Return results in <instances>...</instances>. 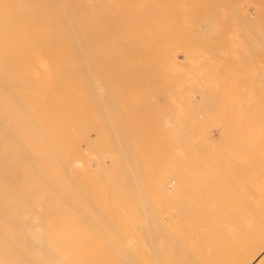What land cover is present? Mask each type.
Listing matches in <instances>:
<instances>
[{"label": "bare ground", "instance_id": "1", "mask_svg": "<svg viewBox=\"0 0 264 264\" xmlns=\"http://www.w3.org/2000/svg\"><path fill=\"white\" fill-rule=\"evenodd\" d=\"M115 1L116 0H0V264H264V172L259 174L261 177V180L259 179L260 181L258 180V177H256L255 173L249 172V177L254 178L255 180H257V182L255 181L256 182L255 185H253V188L251 187L252 189L249 190V192L244 193L245 192L244 191L243 192L244 194H242L241 196H238V199H237L238 201H236V202H235V200L230 201V200H233L238 195L237 194L235 197H233V195H232L233 189H235V185H237V186H239V188H241L239 183H242V179H241L242 177L240 179L238 178V180H234V179L237 177L236 174L240 173L241 165H243V162L245 163V161H246V160L243 161L245 159V156H246L245 154L249 152L247 155L250 158L251 157L254 158V156H255V158L258 157V156H256L257 154L255 155V153L258 151L260 152V150L263 151V152H261V154L262 153L264 154V100L263 99L261 100V102H262L261 105H260V103H257V105L259 104L258 107L260 106L259 107L260 113H259V111H257L259 113V115H258L259 120L257 119L258 120L257 122H253L254 124L256 123L255 125L250 124V122L248 121L250 119V116H251L250 114L253 113L252 112V108L254 107L253 103L251 102L252 103L251 106L253 105V107L249 106V103H248V107H251L250 108L251 111L249 110L248 107H247V109L249 112H247V113L243 109V111H244L243 116L245 115L249 119L248 120H247V118L245 119L247 124H244V125H247V126H244L246 128H244L242 126L244 129L242 131V133L236 132L240 136L235 134V132L233 134L232 133L233 131L231 132V130L225 132L227 129H223L226 127V126L224 127V125H223L222 131H220L218 129L219 132H217V135H218V137L216 139L217 141L216 140L214 141V144H215L213 147L214 151H211L212 149L208 150L210 143L209 144L206 143L209 145L207 148L206 144L201 143V142H200L201 143L200 146L198 145L199 147H197V146L195 147L192 144V146L194 148H198V149H193V147H191L190 144L194 143L191 141V140H193V141L195 140L193 138H195V137L197 138L195 133L197 131L196 129H198V127L196 128V125L198 123L197 124L195 123V121H196L195 119L197 118V121H198L199 120L198 116L200 114L202 115V117H204L206 112L209 113L211 110H216V108L214 107L215 106L214 103H211L213 96H210L212 99L208 97L211 101H209L207 99L210 102V105L211 104L214 105L213 107L209 106V105L208 106H206V105L201 106L202 102L200 99L204 98L202 96L204 95L203 93H204L205 88L202 89L203 93L201 90V93L203 95L200 93V91H198V93L202 95V96L200 95L202 98L201 97L197 98L198 101L200 100L199 101L200 104L199 103L195 104V103H193L194 101L192 102L193 99L191 100V98L194 96L195 93L193 94V92L191 91L193 96L189 95L192 97L189 98V101L187 100L188 106L195 104V105L201 106V107L199 108V107H196L195 105L194 106L192 105V109H189L191 107H188V108L186 107V109L189 113L186 112V109H184L185 111L183 110L184 114L181 118V121H182V119L184 120L185 118L187 119L189 117L187 120L182 121L183 123L186 122V124H184V126H182V127H184L183 129H186V127L188 129H190V125H191V127H193V125H195L194 127L196 129L194 127L193 128L196 131H195V133L194 132L192 133L191 130L188 131V132H191L190 134L194 135V137H193V135H191L190 137H193V138L191 140H189L190 137L188 136V132L182 130L181 126H179L181 129L180 132H177V130L179 131V127H177L178 124L177 125L174 124L175 126L171 125L170 127H173L174 130L176 129V127L178 128L176 130V133L181 134V135L178 134L179 137L181 136V138L178 139L177 138L178 136L175 134L174 130H172L173 128H171L172 131L170 130V132H169L168 131L169 128H166L167 127L166 126L165 128L167 129V131H168L167 132L163 128L164 126L162 125V129H164L166 131L165 132L161 129V126H159L160 124L158 125V123H160L159 120L167 116V114H165L166 110L164 111L163 107H162L163 111L161 110L162 113L161 112L158 113V110H157L162 105L161 104L158 107V104H157V102L159 101L158 99H159L160 93H157L158 96L157 95L155 96V94L153 92H150V88H147L145 90L147 92V90L149 89L147 93L150 92L151 94H154L153 97H155V99L153 100V102L158 100L156 102V104H157L156 107H158V108L156 109V107H155V109H153V111L157 110V111H155L157 114L155 112L154 113L158 116L160 115V113L162 115L165 114L163 117L161 115L162 118H160V116L159 117L156 116L157 117L156 119H158V122L155 120H152V125H154V124L158 125L156 127H158L160 129L159 130V129H157V128H155V127H153L147 123L148 121H151V120L150 119L147 120L145 118L147 117V113L149 115L152 112L151 111L152 109L149 108V109H151L150 113L149 112L144 113L145 110L143 107H146L145 104L148 102L144 103V105H143V103L142 104L140 103L141 102V101H139L140 98L138 99V97L135 96V94L137 92V89L135 90V87L136 88L139 87V86L138 87L136 86L138 81H136V82L132 81L134 83L133 85H135V86L133 87V85H132V87H130L128 89L130 90L131 88H133L131 90H134L132 92L134 93V96L136 97V102L138 100L139 103L141 104V106H143V107H141L138 102L137 103L139 105L136 102H135L136 103V105H135V103H134L135 97H132L133 93L131 92V90H130V92L132 94L129 92L128 89L123 88L124 89L123 90L124 95L119 93L121 95L120 99L122 100V98H123L122 96L128 97V98H123L124 99V105L123 106L126 105L125 104L127 102L126 99L127 100L130 99L129 97L131 95H132L131 99L133 98V100H131L132 102L130 100L127 102V104L128 103L129 104H128V106L126 105L128 108L127 109L125 107L126 110H131L130 109L131 107L129 108V105L131 106L130 103H133V105H132L133 111L135 109L139 110L141 107L140 110L141 111L143 110L142 112L146 116L145 117L143 115L145 118L143 117L142 122H143V120L144 121L147 120L146 123L148 124V126L152 127V129L154 128V131H153L151 128H148V126H147V128L152 132L151 134L155 133V136H156L157 132H155V131L158 130V132H160V134L157 133V135L159 134L158 136H160L162 138L163 135L161 132H165V135L163 136L165 138V137H168V134H166V133H169V137H168L169 140H167L166 138L165 139L163 138L164 139L163 142L166 140L167 143H169L168 141H170L172 139L171 138L172 135H176V137L174 136L175 139L173 138L172 143H169V144L165 143V145L167 144L166 147H168V145L171 144L170 147H172V148H170V147H168V148L172 149V151L175 150L173 148H175L176 145H177L176 148H179L178 146H182L179 148V149H181L182 153H180V150H178V149H177V151L175 150L173 153L174 157H177L179 155L178 152L180 153L179 156L181 158L180 159L178 158L179 160H177V158L172 157L171 152H170L171 150H170L169 151L170 152L169 154L171 155L170 158H172V159L174 158L176 160L169 159L170 163H168V165H170V166H167V164L165 165L163 163H162L163 164L162 165L161 161H159V162L157 161L159 159H162V158H160V156L162 157L163 155H165V154H163V152H164L163 150L166 147L164 149H163V146L157 148L158 145L161 146L160 143H162V141L158 144L157 142L160 141V139L159 140L157 139L158 140V141L156 140L157 146H155L154 145L155 139H153V138H155V136L150 135V132H147L148 133L147 135L152 136V139L154 142L153 143L151 141L152 139L147 138L148 136L143 134L144 131H145L144 133H146V131H148L146 128L141 129L142 127L144 128L147 125L145 122H143V124L145 123L144 126H142V122H140V121L139 122L141 124L137 121L138 126L134 125V126H137L139 128L142 126L140 128V130H143V132L139 133L138 135H136L137 132L134 133V131H138V132H141V131L137 130L139 128H135L132 125L131 127H132V131L134 128V131H133L134 134L131 133L132 135H129V136H131V139H129V140L135 141L134 142V145L136 146L135 150H137V143H136V141H137V142H139L138 147L140 145L143 146L144 144H142V143H145V147L144 146L142 147V148H144L142 151L145 152L147 150L146 152H148V155H149V153H151L149 155V158L150 157L152 158L153 156L156 155V154L153 155L155 148H157L158 151L159 150L162 151V153L160 151H159L160 152L159 153L157 151V149L155 150V153L161 154L160 156L157 154L158 158L155 156L157 159L154 157V160H153L154 161L153 163L155 164V166H158V168L153 166L156 168V169H153V167L150 165L151 163L149 164V162L147 161L148 164L151 166V168L149 169L150 166H148V167L145 166V167H147L149 171L152 169L151 172L145 171V169H147V168L143 169L142 168L143 165H141L142 167L140 166L141 162L138 161V159L140 160L141 157L138 158V155H136L133 152V149L135 147L133 148L130 145L133 148V149H131L127 145H126L127 146L126 147V146H123L122 144L120 145V143H119V140H121V143H123L124 142L123 140H125V139H123L122 137H126L128 135V132H130L129 130L131 129V127L129 126V124H132L133 122L138 120V119L134 120L135 117L137 116V114L135 113L137 111H134V112L131 111V113L133 112L135 114H133V117H131L132 115L129 114L130 115V118H129L127 114L130 111H128V113H127L125 108L121 104H119V102H118L119 100L118 101L115 100V101L118 102L119 106L123 107V108L122 107H120V108H122L126 111L125 112L124 110H122V112L124 111L125 113H127V114L124 113L125 115L123 114V117L126 116V117H128L129 120H132L131 118H134L131 123H129L130 121L127 119L128 124L126 123L127 126H126V124H125V126L128 129L122 130L123 133H125V134L127 133L126 136H123L122 132H120L121 134H119L118 131H112L110 129V132H111L110 137L111 138L109 137L110 139H108V137L104 134H103V137H104L103 138L102 135H100L103 133V131H105V129H104L105 126H103L102 133L98 132L97 134H98L99 138H100V136L102 137V140L105 143H103L102 140L99 142H102L104 145L109 144L106 147H103L101 144L97 145V143L93 140V138L91 136H89L90 133H88L89 131L87 128V124H88L87 121L88 120L90 121V118H92L94 116L92 114H89V115H92V117H90L89 115H86L87 113H89V111L87 110L88 105L91 104V103H89V101H90V99L95 98V95L98 98L96 101H99L101 94L95 93V91L99 87H97L96 89L95 88L92 89V91L90 92L91 95L89 94L90 96H92V98H90L88 101L87 97H90V96H88V89L86 88V82H87V84L89 83L88 85H90L92 83H90V81H91L90 79H89L90 81H88L89 77H91L95 80L100 78L99 77L100 75L97 76L96 74H93V71H94L93 67L94 66L92 64L93 63L95 64L96 62L99 63L100 60H102L101 58L104 57L102 55H106V54H108V51H110V50H105L103 47V52H102V49H101L102 46L100 48L99 46L94 45V47H96V49H97V47H98V50H99V48L101 49V52H98L96 49H94L92 47L94 50L97 51V52H94V51L93 52L96 55L98 54L97 55L98 58H99V53H103V54L101 55L102 57L99 58V61H95L92 64H90L93 67L89 65V62L91 60L92 61L94 60V56L92 55L93 58L91 57L92 51L88 49L89 50L88 52L91 53V54L88 53L91 58L87 57L86 56L87 54L85 55V52L87 51L85 49L89 48L88 44L91 41L95 40L96 43L99 45L98 42L101 39V36H103L100 34L101 33L100 29L102 28L101 27V20H99V18H97V16L102 15L101 12L99 11L100 8L105 6L107 3L110 4V2L111 3L114 2L116 5L115 7L113 6L114 7L113 9H111V12L115 15L114 17L112 16L113 17L112 20L109 21L108 20L109 18L107 16V18H108L107 20L109 22L107 24V20L104 18L106 20L104 23L107 25V27H104V29L105 28L109 29L108 27H111V29L107 30V31H112L110 33H113V34L109 35L110 37L112 36V40L109 38L108 35H105V36L111 40V41L109 40L110 42L113 41L111 43L112 45H114L115 43L117 45V43H118L119 44L118 46H120L119 47L120 50H121V45H122V50H125L126 48H123V47L127 46L126 45V43H127L129 45L128 46L129 49L128 48L127 49L130 52L131 44L129 41L133 40L134 37L138 40V37H136V35L141 33L142 30L146 36L150 35V33L153 31V30H151V32H149L148 34L146 33L147 30L144 31L145 26L143 25V23L145 21H147V22H145V24L150 23V22H152V23L154 22V21H151L152 20L151 18L154 15L153 10L151 9L150 11H147L148 10L147 8L149 6V3L147 4L148 1L146 2V0H145L146 5H147V8H146V7H144L145 6L144 0H142V1L139 0V1H141V3L143 2L144 5L140 4V5H138V7L141 6L140 7L141 10L143 9L142 11L145 10L144 12L147 13V14H145V13L141 12V10H140V12L143 13V16H144L142 18H145V15L147 17V15H149L148 12H153L152 13L153 15L150 17L151 20L149 22L146 18H145L146 20L142 19L143 23H142V25H139L140 28L138 25H135L136 24L135 22H137V20H138V16L137 17L135 16L137 18L136 21L133 18V16H134L133 13L136 12L135 10H137L136 13L138 15H140L139 17H141L140 12H138L139 9H136V8L130 9L129 6L132 5V4H130V5H127V7L129 9L125 10L126 8L125 9H123V8L125 7L126 3L123 7H121V5L124 4V2H120L121 1L120 0L119 1L120 5H119V2H115ZM136 1H138V0L134 1L135 5H136ZM157 1H160L159 3L163 2L161 0H157ZM170 1L171 0L167 1L168 6L165 5V7L166 6L169 7ZM203 1L205 2L206 0H203ZM149 2H150V0H149ZM151 2H153V4L151 6L155 5V3H156L155 0L154 1L152 0ZM151 2H150V4H151ZM191 2L194 3L195 0H192ZM210 2H212V0H209V3ZM222 2H223V0H222ZM121 3H123V4H121ZM131 3H132V1H131ZM193 3H192V5H193ZM161 4L163 5V3H161ZM195 4H196V2H195ZM118 5H119V7H118ZM160 5H159V7H161ZM170 5L173 6L172 3ZM208 5L206 3L204 4V6L206 8ZM71 6L72 7L74 6V8H75L74 12L71 9ZM109 6L111 7V5H109ZM151 6H150V8H152ZM214 6H215V4H214ZM120 7H121V9H120ZM134 7H136V6H134ZM153 7L155 8V6H153ZM187 7H189V6H187ZM212 7L213 6H211V8ZM106 8H104V9H106ZM191 8H193V7H191ZM213 8H215V7H213ZM102 9L103 8H101V10ZM108 9H110V8H108ZM168 9L169 8H167V10ZM209 9H210V7L208 6V10ZM155 10L156 9H154V11ZM157 10H159V9H157ZM165 10L164 11L162 10V11L165 13ZM176 10H175V12L170 11V9L168 11H169V13L172 12V14L176 13V16H177V12L179 9L177 11ZM194 10L196 11L198 9L194 8ZM240 10H241V8H240ZM105 11H107V10H104V12L102 11L103 14H105ZM162 11H161V13H159V14H161V16L159 14H158V16H155L156 19H157V17H158V19H159V17H160V19L163 17L164 14H162L163 13ZM192 11H193V9H192ZM211 11L213 12L214 9L213 10L211 9ZM98 12H99V15H98ZM204 12H208L207 9H206V11H203V14H204ZM214 12H216V11H214ZM235 12H237V11L235 10ZM136 13H135V15H137ZM198 13L199 12L197 11L196 14L199 15ZM106 14H109V12ZM131 14H132V16H131ZM172 14L166 13L165 16L166 17H167V15L172 16ZM190 14H191V10H190L188 15H190ZM215 14H217V12ZM229 14H232V13H229ZM105 15H103V16H105ZM156 15H157V13H156ZM182 16H184V14L181 15V20H182V18H184ZM193 16L194 15H192V17ZM216 16H218V14ZM224 16H226V15H224ZM172 17L174 19H176L175 16H172ZM192 17H190V18L191 19L195 18V16H194V18H192ZM246 17H249V16H246ZM255 17H256V15H255ZM255 17L253 19H256ZM100 18L102 19L103 17L100 16ZM237 18H238V16L236 15V19ZM164 19H165V17H164ZM178 19L180 20V18H178ZM184 19H186V18H184ZM187 19L185 21L188 24L189 21ZM239 19H241V18H238V20ZM167 20H168V18H167ZM194 20H197V19H194ZM194 20H192V22ZM199 20H200V18H199ZM139 22H140V20H139ZM139 22H138V24H141L142 21L140 23ZM170 22L172 23L173 20H170L167 23L165 21L166 25L168 23L170 24ZM175 22L177 23L176 20H174L173 23H175ZM192 22L190 21L189 23L191 24ZM204 22L206 23V21H204ZM159 23H160V21H159ZM161 23L163 24V21H161ZM211 23L214 24V22H211ZM109 24H110V26H109ZM183 24H185V23L182 21V24L180 23V25L182 26ZM134 25L137 26L139 29L142 28L141 31H137L139 29L137 27H134ZM200 25L202 27V23ZM200 25H199V28L201 29ZM103 26H104V24H103ZM165 26L163 25L161 27V25L160 26L158 25V26H154V27L159 31L160 28H158V27H161L163 29V27H165ZM171 26H173V25L170 24V25L166 26V28L168 27L167 29H169V30H167L166 28H164L166 30L163 29V31H166V32L168 31V34L166 32L164 33L163 31H161V33L163 32L161 37H163L165 34L169 36L170 35L169 33H175V32H176V35H180V36H181V34L182 35H185V34L190 35L192 32L193 37L191 36V38H197V42H201V44L203 45V43H202L203 38L201 39V38H199L200 36L198 37V32H200V31L202 32V30H204V29L198 31L199 28L194 30L195 28L193 27L190 34H188L189 30L192 28V24L190 26L188 25L189 28L186 27L187 25H184L183 26L184 28L182 30L185 31V28H187L186 31L188 33L177 34L180 31L182 32V30H180L179 28H175V32H174L173 31L174 29H172ZM196 27H198V25ZM209 27H211V26H209ZM170 29H172V30H170ZM132 30H135L136 33H138V34H136L135 32L133 33ZM105 31H106V29H105ZM149 31H150V29H149ZM158 31L155 30L154 33L153 32L152 33L155 34ZM194 31H196L195 33L197 34L196 35L197 37H195ZM143 32L141 34H143ZM255 32H258V31L255 30L254 34H255ZM108 33L109 32H107V34ZM103 34H104V32H103ZM133 34H136V35H133ZM202 34H201V36H203ZM208 34H210V33H208ZM260 34L258 33V35H260ZM97 35H98V37L100 36V39L98 41H97V39H93V40L91 39V41L89 43L87 42L88 40L86 41L87 38L90 40V38L88 36H90L91 38L92 37L98 38ZM145 35H143V37H145ZM172 35H174V34H172ZM207 35L205 37H210L209 35L208 36ZM105 36H103V37L105 38ZM138 36H140V34ZM261 36H259V37H261ZM103 37H102V39H103ZM151 37H152V35H151ZM156 37L159 38L158 35ZM156 37L154 36L153 38L156 39ZM164 37H166V36H164ZM108 38L103 39V41L104 40L108 41ZM148 38H149V36H148ZM170 38L173 39L171 36H170ZM184 38L185 37H183V39ZM191 38L189 36V39H191ZM64 39H68V41L64 40ZM146 39H147V37H146ZM166 39H169V38L167 37ZM166 39L163 42L164 44H158V43L156 44L155 43L156 45H158L157 48L160 47L159 51L161 49L165 50L164 51L165 53L163 54L164 56L167 55L168 49L172 46V44H171L169 48H167L168 46H166V47L163 46V48H161L162 45L167 44V43H165ZM186 39L187 38H185L184 40L187 42ZM216 39L220 40V39H218V37ZM253 39L256 40V38H253ZM153 40L154 39H152L151 40L152 42L149 43L152 46L154 45V44H152ZM162 40H163V38L159 39L160 42H162ZM175 40H176L175 45L176 44L179 45L178 44L179 42L177 43V38ZM175 40H173L172 42H174ZM184 40L183 41L178 40V41H180V42L182 41V43L183 42L185 43ZM212 40H213V38H212ZM221 40H220V42H221ZM232 40H234V39H231V41ZM236 40L237 39H235V41ZM241 40H243V38ZM85 41L87 42V44L85 43ZM100 41H102V40H100ZM103 41L100 43V45L103 43ZM146 41H149V40H146ZM154 41L157 42L158 40L156 39ZM193 41L194 40H192V42ZM203 41H205V39ZM207 41H208V39H207ZM62 42H63V44H62ZM110 42L109 43L106 42V43L110 44ZM139 42H141V40ZM189 42H191V40ZM104 43H105V41H104ZM106 43L104 45H106ZM134 43L136 44V42H134ZM182 43L180 45H182ZM90 44L93 45L94 43L93 44L90 43ZM195 44H196L195 46L197 48H199V45H197V43H195ZM209 44L212 47V44H216V42L209 43ZM218 44H219V42H218ZM220 44L222 45V43H220ZM224 44H225V42H224ZM240 44H241V42H240ZM84 45H86L88 47H86ZM156 45H154L153 47L156 48ZM184 45L185 44H183V46ZM186 45H185L186 48L182 47V49H185V51H187L186 49H188V51H189L190 47L188 48V45L191 47L194 46V45L192 46V44H188L187 46ZM204 45H206V46H204V49H205V47L207 48V42ZM83 46H84V50H83ZM108 46H111V45H108ZM118 46H117V48H118ZM133 46H135V45L133 44ZM201 46H200V48H203V46L202 47ZM226 46H228L227 43H226ZM57 47H63L64 48L63 51L60 52L58 55L50 56L49 58H46L45 60H41V61L40 60L36 61L34 59V57L38 56L39 54H42L44 52H51V51H53V49H55ZM153 47H150V48H153ZM173 47H174V44H173ZM211 47L209 46V48H211ZM220 47L221 46H219V48ZM230 47H233V44ZM237 47H239L241 49V45L240 46L237 45ZM237 47H236L237 51H240V50H238ZM90 48H91V46H90ZM105 48L108 49L109 47H105ZM115 48H116L115 45L113 47L112 46L110 47L111 51H115V53H116L117 50H119V49H115ZM172 48L170 49V51L172 50ZM180 48L181 47H179V49ZM242 48H243V46H242ZM244 48H243V50H244ZM71 49H72V51L74 50L73 52H75V54L77 53L76 56L79 55V57L72 59L73 57L71 58L70 56H75V54L72 55L73 54L72 52H71V54H69ZM132 49H134V47H132ZM146 49L148 51L147 52L148 58H146L147 57V54L145 52ZM146 49H145V51H144V49H142L143 52H140L138 49H136L139 51V53H136V55L142 53L140 58L136 57V55L135 56L132 55L133 53L131 52L130 55H128V56H126V58H124V59H126L125 62H127V63H129V62L131 63L132 61L136 62L139 59L141 61V60H143L144 55L146 58L145 62H147L150 60L149 58L152 59V57H150L151 56L150 54L154 51H155V53L158 51V49H154L153 51H152V49L150 51L148 48H146ZM182 49H181V52L184 51ZM251 49H252V47H251ZM136 50H134V51H136ZM243 50H241V51H243ZM249 50H250V48H249ZM254 50L256 52L255 48H254ZM127 51H125L124 56H122V57H121V54L119 53L122 51H118V53L120 54V57H121V58H119L120 60L118 61L120 66L122 63H124V61L121 63H120V61L128 53ZM178 51L180 52V50H178ZM207 51H208V49H207ZM104 52L106 54H104ZM158 52L156 54H158ZM181 52H180V54H181ZM211 52H213V51L211 50ZM255 52H253L254 53L253 56H255V54L257 53V52L255 53ZM258 52H261V51L259 50ZM118 53H116V54H118ZM161 53H163V52H161ZM184 53H185V55L183 56L182 60L186 57H190V54L188 55V54H186V52H184ZM188 53H192V52L190 51ZM23 54H26L28 56L30 55L29 57L28 56L24 57L23 60L27 61L29 58L34 59V62L30 63V64H32L33 66L36 65L34 67H36V69L39 70V73L37 72L38 70L37 71L34 70V67H33L32 73L30 72V69H29V72L31 74L29 73L28 76L23 75V76H21L22 78L19 79V77H18V79H16L17 77H15L16 76L15 74L19 73V70H18V72L17 71L14 72V74L11 73V75H14L13 77L11 75L9 76L7 74V72H8L7 70H9L8 73L12 72V70H14L13 69L14 64H13L12 70H10L11 67L9 68L8 65L11 62L13 63L15 60H19V58L21 59L22 57H20V56ZM109 54L106 55V57H108V59L110 56L113 55L112 53H111L112 55H109ZM152 54H153L152 56L155 57L154 53H152ZM215 54H217V53H215ZM237 54H238V52H237ZM68 55H70L69 57L71 59L68 57ZM159 55H160V52L157 56H159ZM212 55H214V54H211V56ZM242 55L249 56V51L245 50V53ZM85 56L88 59L90 58L91 60L87 61V59H85ZM129 56H131L130 59H129ZM133 56L136 57V60L131 59V58H133ZM250 56H251V53H250ZM115 57H116V55H115ZM118 57H116V59H118ZM127 57H128V59H127ZM154 57H153V59H155ZM239 57H241V54L238 56V58ZM245 57H241V58H244V61H243V59L241 60V58H239V61L240 60L243 61L242 64H243L244 68H246V66L248 65L246 63ZM98 58H97V60H98ZM158 58L160 59V56L157 57L156 59H158ZM167 58L169 60V54L165 57V59L163 57L164 61H166ZM174 58H175V61H173L172 63L179 60L177 57H174ZM208 58H210V56ZM219 58H220V56H219ZM256 58H258V57L256 56ZM256 58H255V60H256ZM170 59H172L171 56H170ZM176 59H178V60H176ZM212 59L213 58H211V60ZM104 60H102L100 62L101 65H102V62ZM211 60H209V61L211 62ZM226 60H227V58H226ZM112 61H109L107 66L109 68L115 67V70L119 69V66H118V68L116 67L117 65H119L117 61H116L117 64L115 62L116 66L114 65V62L111 63V65H113L114 67L111 65L109 66V63ZM157 61H159V60H157ZM104 62L107 63V61H104ZM104 62H103V64H104ZM163 62L161 61V63H163ZM166 62H164V64H161V65L166 66L168 64V62L167 63ZM210 62L207 61L206 64L208 65V63H210ZM212 62H213V60H212ZM216 62H217V60H216ZM253 62H252V64H253ZM255 62H257V61H255ZM12 63H11V65H12ZM98 63H96L97 68H95L96 69L95 73H97V74H99V72H100L99 69L104 66V65H102L99 67V66H97V65H99ZM151 63L152 62H150V65H151ZM165 63H166V65H165ZM156 64H154V65H156ZM180 64H181V62H180ZM183 64H185V63H183ZM183 64L179 65V67L183 66ZM186 64H189V63L186 62ZM28 65L29 64H27V66ZM159 65H160V63H159ZM159 65H158V67H159ZM197 65H195V66H197ZM232 65H233V63H232ZM244 65H246V66H244ZM107 66H104V68ZM162 66L160 67V69H158V70H161V68H162V70H163V72H162V70L159 72L160 74H157L156 70H155V74L159 75L158 78H160V79L161 78L163 79L164 77L166 78V76H163V75L167 74V76H168V73H170L169 70L171 69V68L167 69L168 71L165 69V72L167 71V73H164V69ZM175 66H177V65H175ZM184 67L187 69V71L190 70L187 68V65ZM257 67L258 66H256V68ZM259 67L260 68H258V69H261L262 66H259ZM144 68H143V71H144ZM152 68L154 69V67H152ZM189 68H192V67H190V65H189ZM226 68H228V67L226 66ZM97 69L99 70V72H97L98 71ZM103 69H102V72L105 74V76H106L107 72L109 74L108 69L105 68L107 70L106 72H104L105 70H103ZM121 69H123V68H121ZM133 69H135V68H133ZM149 69H150V67H149ZM155 69H156V67H155ZM184 69H180L178 71L176 69H172L174 71L172 73L175 74L177 72L176 74H178L179 71H181V70H183L182 72L184 73L186 71V70L184 71ZM112 70H110V71H112ZM172 70H170V71H172ZM192 70H193V68H192ZM201 70L202 69H200V72H201ZM237 70H239V68H237ZM41 71L45 72L47 74L40 73ZM47 71H49V73ZM138 71H139V69H138ZM242 71L243 70H241V72ZM161 72L164 74L161 75ZM190 72L192 73V72H194V70L190 71ZM50 73H54V76L49 77L48 74H50ZM113 73L110 75L113 76ZM123 73H124V71H123ZM137 73H139V72H137ZM146 73H147V71H146ZM149 73H150V71H149ZM188 73H189V71H188ZM35 74H37L36 77L40 78L43 83L36 84L37 79L33 83H30L29 81L26 82L28 78L30 79L31 75H35ZM124 74H123V76H124ZM144 74L145 73H143V78L142 77L138 78V80H139L138 84H142V85H140V87H142L146 83L145 82L146 78H145ZM185 74L181 75V72H180L179 77L182 76V77L186 78ZM227 74H228V72H227ZM229 74H228V77H229ZM233 74H232V76L230 75V78H234ZM101 75H102V77H105L103 74H101ZM118 75H119V73H118ZM127 75H125V78L127 77ZM107 76H109V75H107ZM114 76L118 77L115 74H114ZM134 76H136V75H134ZM153 76H154V73H153ZM153 76H151V77H153ZM193 76H194V74L192 73V77ZM195 76H196V74H195ZM116 77L115 78L111 77V78L113 80L117 81ZM136 77H139V76L137 75ZM154 77H155V79L157 78L156 76H154ZM154 77H153V79L150 78L149 80L148 79L147 80L153 81ZM182 77H180V78L182 79ZM188 77L191 78L190 76H188ZM228 77H226V78H228ZM248 77H250V76H248ZM129 78H127V80ZM165 78H164V80H165L164 83L167 80L171 81V79H168V78L165 79ZM173 78L176 79L177 76L174 75ZM180 78H179V80H180ZM189 78H188V80H189ZM197 78L195 77V79H197ZM250 78H253V77H250ZM106 79L107 78H105V80ZM112 79L108 78L107 82L109 80H112ZM118 79H119V77H118ZM143 79H145V80L143 81ZM175 79L171 81L172 85L177 80V79L176 80ZM183 79L181 81H183ZM262 79L264 80V77H262ZM113 80L109 81V82H113ZM120 80H121V76H120ZM132 80H134V77ZM179 80L176 81L177 84H178ZM100 81H102V80L100 79ZM116 81H114V82H116ZM122 81H123V78L121 80V83H122ZM128 81L130 82L131 79ZM148 81L146 83L147 85L149 83ZM190 81L191 80H189V85H190ZM114 82H113V84H114ZM161 82H163V80ZM236 82H237L236 84H238V83H240V80L236 81ZM251 82H250V84H251ZM99 83H101V82H99ZM156 83H159V82H156ZM131 84L132 83H129L128 85L131 86ZM159 84L155 85V83H154V86H153L154 89L158 88L157 85H159ZM169 84H171V83L169 82ZM210 84H212V83H210ZM234 84H235V82H234ZM262 84H263V82H262ZM96 85H97V82H96ZM96 85L94 87H96ZM151 85H153V84H151ZM164 85H168V83L163 84L162 86H164ZM176 85H175V87H176ZM227 85H228V83H227ZM263 85H260V86L263 87ZM100 86H101V84H100ZM123 86H125V84H123ZM159 86L162 87L161 85H159ZM168 86L170 87V85H168ZM181 86H182V84H181ZM90 87H91V85H90ZM92 87H93V85H92ZM115 87L113 90H115L118 86L116 88ZM216 87H218V85ZM143 88L144 89L146 88L145 85ZM151 88H152V86H151ZM162 88H164V87H162ZM118 89H116V90L118 91ZM125 89L128 92H125L126 91ZM139 89H141V88H138V91H139ZM144 89L142 91H144ZM89 90H91V89L89 88ZM113 90L110 93V97L114 92H116V90L115 91H113ZM157 90L159 91V88ZM185 90H187V89H185ZM210 90H212V89H210ZM217 90H220V89L218 88ZM98 91L99 90H97L96 92H98ZM170 91H171V87H170ZM259 91H261V90H259ZM141 92H139L140 95H141ZM178 92H180V91H178ZM210 92H212V91H209V93ZM29 93L31 94V96H33V102H29V100L27 98V94H29ZM139 93L137 92V94H139ZM147 93H145V96H146V99L149 100V98H147L148 97ZM163 93L166 94L167 92L164 91ZM216 93H217V91H216ZM216 93H213V94L216 95ZM114 94H116L114 97L117 96V98H118L119 94L118 93H114ZM127 94H129V96ZM151 94H149V96ZM199 94H197V96H199ZM210 94L212 95V93H210ZM160 96L165 97L163 94ZM262 96H264V94L263 95L260 94V97H262ZM216 97H215V100H219V98L217 99ZM241 97H243V95H241ZM117 98H115V99H117ZM238 98L241 99L239 96H238ZM254 98H255V96H254ZM143 99L144 100H142V102L146 100L145 98H143ZM152 99H150L151 102H152ZM86 100L89 103L88 105L86 103ZM148 100H146V101H148ZM164 100L159 101V102L160 103L164 102ZM181 100H182V98H181ZM194 100H195V102L197 101L196 99H194ZM214 101H212V102H214ZM90 102H93V100ZM240 102H242V101H240ZM60 103H64L67 106V108H68L67 104L68 103L71 104L72 113H71V115L68 118L66 123L63 120H59V121L54 120L51 110L49 108H46L47 106H49L51 104L50 108L56 109L57 108L56 105H59ZM120 103H122V102L120 101ZM190 103H192V104H190ZM216 103L217 102L215 101V104ZM93 104H95V103H92L91 106ZM167 105H169V104H167ZM232 105H230V106H232ZM236 105H238V103H236ZM75 106L78 108L77 114L74 113V107ZM91 106H89L90 113H93V111H94L93 106L94 105L92 107ZM119 106H118V108H119ZM135 106H137V107L140 106V107L137 108ZM233 106H232V108H233ZM95 107H96V105H95ZM133 107H135V109ZM202 107H204V108H202ZM205 107L208 108L210 111L209 110L204 111L206 109ZM210 107H212V109ZM183 108H184V106H183ZM196 108L197 109L199 108V112H200V109L202 111H204V116L202 114L203 113L202 111H201L202 113L196 112L197 111ZM230 108L228 107L229 111H227L225 109L227 113L228 112L230 113L228 115L229 119L233 118V116L236 114L235 111H233V110H235V108H233L231 110V111H233V113L230 112ZM91 109H92V111H91ZM98 109L94 113H96V112L98 113L99 112ZM160 109H159V111H160ZM175 109L177 110V108H175ZM188 109L192 110V111L194 110L193 112H196L198 114V116L195 117L196 114L195 113L193 114ZM256 109L254 110L255 113H256ZM86 110L88 111L87 113H86ZM99 110H101V109H99ZM172 110L173 109H171L170 111H172ZM176 110L175 111L173 110V111L176 113ZM118 112L116 111L117 117L119 115V114H117ZM154 113H151L152 114L151 118H155V116L153 117ZM167 113L169 114V112H167ZM191 113L193 115H190ZM245 113L246 114L250 113V114L246 115ZM96 114H95V118H96ZM114 114H115V112H114ZM139 114H141V113H139ZM139 114H138V116H139ZM171 114H172V117L169 115L167 116L168 120H171L173 117L175 118L173 113H171ZM219 114L218 115L216 114V117H218ZM222 114L220 116H223ZM232 114H234V115H232ZM116 115H114V116L116 117ZM187 115H189V116H187ZM208 115L206 117H208ZM230 115H232V117H230ZM5 116H10L14 120V122L18 128V133H19L18 135H14L13 132L8 131L5 128V126L3 125V123H4L3 119ZM87 116H89L90 118L87 119L88 118ZM176 116H177L176 119L177 118L180 119L179 118L180 116L178 114H176ZM191 116H193L195 119L194 118L191 119L190 118ZM255 116H257V113ZM100 117L104 118L105 116L103 117V115H102ZM123 117L121 118L122 120H123ZM148 117L150 118V116H148ZM202 117H200V119ZM141 118L139 116V119H141ZM225 118H226L225 119L226 121L224 120L225 122H223V117L219 118V119H222L221 121L223 123L221 122V124L227 123V125H229L230 122L228 123L227 121H231V120H227L228 119L227 115ZM251 118H254V117L252 116ZM256 118H254V120ZM118 119H119V117H118ZM121 119H120V122L122 121ZM165 120H167V119L164 118L161 121L163 122ZM95 121L99 122L98 118L96 120L93 119V123ZM108 121H111V122L114 121L115 122V121H117V119L111 117V120H108ZM125 121H126V119H125ZM153 121H154V124H153ZM176 121H175V123L178 122V121L177 122ZM192 121L195 124H192L191 123ZM199 121H200L199 123H202L201 120H199ZM232 121H235V120L233 119ZM97 122L95 124H97ZM166 122H170V124H171V122H173V120L172 121H165L164 124ZM243 122H245V121H243ZM93 123H91V125H94ZM188 123H189V125H188ZM237 123H238V121H237ZM99 124L100 123H98V125ZM109 124H110V122H109ZM120 124H123V122L119 123V125ZM134 124H136V122ZM234 124L235 123H232L230 126L232 127V125H234ZM95 126H97V125H95ZM111 126H109V128ZM114 126H117V123ZM197 126H200V125H197ZM213 126L214 125L211 126V129L213 128ZM220 126H221L220 124H219V126H217L215 124L214 127L215 128L216 127L221 128ZM91 127H93V126H91ZM98 127H100V126H98ZM101 127H100V129L102 130ZM226 128H228V127H226ZM194 129L192 131H194ZM228 129H231V128H228ZM95 130L92 133H95ZM98 130H99V128H98ZM101 130H99V131H101ZM181 131H182V133H181ZM198 131L201 132V130H198ZM234 131H236V130H234ZM110 132H107V133L110 134ZM172 132H174V133H172ZM185 133H187V135ZM140 134H143V136H141ZM183 134H184V136H183ZM207 134H209V133H207ZM242 134H243V136H242ZM134 135L137 137L139 136V138H141V137L143 138L145 136L146 138L144 137V139H150L149 140L150 142L146 143L145 142L146 140H143L144 141L143 142L142 139L141 140L137 139V137H135ZM185 135H186V137H185ZM27 136H28V138H27ZM95 136H94V138L98 137V136L97 137H95ZM105 136L107 137V139L109 141L105 138ZM158 136H156V138ZM182 136L186 138V140L185 139L184 140H185V142L188 141V144H187V142L185 143L182 141L183 140ZM120 137L122 139H120ZM135 138L137 140H135ZM126 139H128V138H126ZM179 140L181 143L182 142L184 143L185 147L183 144L180 145V143L178 142ZM210 140H212V139H209V141ZM151 142L153 144V147L155 146V148L151 149L153 151L148 150L149 147L147 146L148 143H150L149 145L151 147L152 146ZM174 142L178 143V144L174 145L175 144ZM196 142L198 143V141H195V143ZM88 143H89L90 147H88V149H87V147H84V146H88ZM186 144L189 145L190 147H188ZM172 145H174V146H172ZM147 147H148V149H147ZM142 148H140V149L138 148V151L140 152ZM89 149H90V152L87 154L86 151ZM175 152H177V153H175ZM142 154L143 153L141 152V156H142L143 160H144V158H148V157H146L148 155L145 156L143 154L144 155L143 156ZM88 155H91L90 160H89ZM151 158L146 159V160L151 161L152 160ZM246 158H248V157H246ZM255 158L253 159V161L255 160ZM259 158L261 159L262 157H259ZM142 159H141V161H142ZM155 160L157 161L158 165L155 163ZM90 161H92L93 164L90 163ZM176 161H179V162L176 163ZM251 162L252 161H249L250 164H251ZM258 162H259V160H258ZM258 162L255 165H258ZM143 164H145V163H143ZM247 164H248V162H247ZM263 165H264V163L262 164V166ZM165 166H167V167L164 168ZM245 166H247V168L245 170L250 169V168H248V165L245 164ZM259 166H260V163H259ZM252 167H253V164H252ZM261 167L258 168V166H257L256 169L258 168L259 170L258 169L257 170L260 172ZM253 168L255 169V167H253ZM253 168H251V172L253 171ZM257 170H255V171H257ZM248 171H250V170H248ZM152 172H154V173H152ZM232 174L234 175V179H232V176H233ZM245 174L247 175V173H245ZM242 176L244 177L245 175H242ZM247 180H248V178H247ZM247 180H245L246 182H244V183L250 184L249 181L254 182V180H252V179L249 180L248 182H247ZM234 181H235V183L233 185ZM246 186L247 185H245L243 187H246ZM239 188L237 187L236 192H238Z\"/></svg>", "mask_w": 264, "mask_h": 264}, {"label": "rangeland", "instance_id": "2", "mask_svg": "<svg viewBox=\"0 0 264 264\" xmlns=\"http://www.w3.org/2000/svg\"><path fill=\"white\" fill-rule=\"evenodd\" d=\"M120 0H116L115 2H119ZM131 1H132V3H131ZM121 0L120 2H124V4L123 3H121V4H123V5H121V7H123L124 5H125V3H126V5H125V7L123 8V9H125V10H128L129 8L130 9H133V8H136V9H139L138 10V12H140V10H141V6H139L138 7V5H142L143 4V2L141 3V1H136V5H135V3H134V1L133 0ZM148 1V2H147ZM152 0H150V2H151ZM154 1V0H153ZM156 1V3H155V5H153V6H155V8L153 7V6H151L152 4H153V2H151V4H150V2H149V0H146V2H147V4L149 3V6H148V8H147V5H146V2H145V0H144V2H145V6L144 7H146L148 10L147 11H150L151 9L153 10V12H148L149 13V15H147V17L149 18H147L146 17V15L145 14H147V13H145L144 11H142L141 10V12H143V13H145L144 15H145V18L148 20V22L151 20V21H154L153 23L152 22H150V23H147V24H145V22H147V21H145L144 23H143V20L142 19H144V20H146L145 18H142V17H144L143 16V13H141L140 12V14H141V17H139L140 15H138L136 12H137V10H135L136 12V14L137 15H135V13H133V18L135 19V21L137 20V16H138V20H137V22H135L134 24L135 25H142V23H143V25L145 26V30L144 31H146V33L148 34L149 32H151V30H153L152 32L154 33V31L156 30V31H158L154 26H160L161 25V27L164 25H166V23L167 22H169L170 20H173V22H174V20H176L177 21V23L175 22V23H171L170 22V24H172L173 26H171V28L172 29H174L173 31L175 32V28H179L180 30H182L184 27V25H187L186 27H188V25L190 26L191 24H192V28L189 30V33L186 31L187 30V28H185V31L184 30H182V32L180 31V32H178L177 34H181V33H188V34H190V32H191V30L193 29V27L195 28L194 30H196V29H198L199 28V25L202 23V27H201V25H200V27H201V29L199 28L198 29V31L199 30H202V29H204V30H202V32L200 31V32H198V37L199 38H203L202 39V43H203V45L201 44V42H197V38H191V36L193 35L192 34V32H191V34L190 35H182L181 34V36L180 35H176V32L175 33H169L170 35L168 36V35H164V36H166V37H161V35L163 34V32L165 33L166 31H163V29L164 28H166V26L167 25H170L169 23L165 26V27H163V29L161 28V27H158V28H160V32L158 31V32H156L155 34H153L152 32L150 33V35H145L144 34V32H143V30L141 31V29H139L140 28V26H139V28L137 27V26H135L134 25V27H137L139 30H137V31H141V33L143 32V34H141V33H139L140 34V36H138L139 34L138 33H136V31L135 30H132L133 31V33L135 32L136 34H138V35H136V34H133V35H136V37H138V40L134 37L133 38V40H131V41H129L130 42V44H131V47H130V52H129V48H128V44L126 43V45L127 46H124L123 48H128L127 50L125 49V50H122V43L120 44L121 45V50L119 49V47L120 46H118L119 44L117 43V45H116V43L114 44L115 46H116V48L115 49H119V50H117V52L116 53H118V51H122V52H119L120 54H121V57L122 56H124V53H125V51H127L126 53V55H125V57H123L122 59H121V61H120V63L121 62H123L124 61V63H122L121 64V66H120V64H119V58H121L120 57V54L118 53V54H116L115 53V51H111V49H110V47L112 46H114V45H112L111 43L113 42H110L111 40H112V36L110 37L109 35H111V34H113V33H110V32H112V31H107V30H110L111 29V27H108L109 29H107V28H105L106 29V31H105V29H104V27H107V25L104 23L108 18V20L110 21V20H112V18L115 16L112 12H111V9H113L116 5H115V3L113 2V3H111L110 2V4H106L105 6H103V7H101V8H103L102 10H101V8H100V12H101V14L102 15H100L101 17H103L102 19L100 18V16H97V18H99V20H101V29H100V34L101 35H103V36H105V35H108L109 36V38L111 39H109L108 37H106L105 36V38H108V41L110 42V44H107V43H109L107 40H104L105 41V43H106V45H104L105 43H104V41H103V39H105L103 36H101V39H100V36L98 37V35H97V37L98 38H91L90 36H88L89 38H90V40L87 38L86 39V41L89 43L90 41H91V39L93 40V39H97V41L100 39V40H102L103 41V45L101 44L100 45V43L102 42V41H100L99 40V45L96 43V41L95 40H93V41H91L90 43H94L93 45H91L90 43L88 44V46H89V48H86V47H88V46H86V45H84V46H86L85 48V50H87L86 52H85V55L87 56V57H90L89 56V54L88 53H90V52H88L89 50H91L92 51V54H91V57H92V55L94 56V60L92 61L90 58L88 59L86 56H85V59H87V61H90L89 62V65L90 64H92L93 62H95V61H99V58L100 57H102V56H104V57H102L101 59L102 60H104V61H107V63H105L104 61V64H103V62H102V65H104V66H107V64H108V62L109 61H112V62H110L109 63V66L111 65V63H113L114 62V65L116 66V64H117V62H118V64L119 65H117L116 67L118 68V66H119V69H116L115 70V67L113 66V65H111V66H113L114 68H109L108 66V68L107 67H105L106 69H108V71H109V74H108V72L106 73V76L107 75H109V76H105V74L102 72V69L104 68V66L103 67H101L99 70H100V72H99V70L97 71V72H99V74H97V73H95L96 71V69L95 68H97L96 67V63H98V62H96L95 64L93 63L92 65L94 66H92V65H90V66H92L93 67V74H96L97 76L98 75H100L99 77L100 78H98V79H93V78H91V77H89L88 78V81H90V83H92V84H90L91 85V87H90V85H88L87 84V82H86V88L88 89V96H90L91 94H90V92L92 91V89H96L97 87H99L97 90H99L98 92H96L95 91V93L96 94H101V96H100V99H99V101H96L98 98L96 97V95H95V98H92V96H90V97H87V99H88V101H89V99L90 98H92V99H90V101H92L93 100V102H90L89 101V103H95V104H93L92 106L94 107L93 109H94V111H93V113H90V109H89V106H91V104L90 105H88L89 103H88V101L86 100V103H87V105H88V111H89V113H87L88 111L86 110V115H89V114H92V115H94L93 117H92V115H89L90 117H92V118H90L89 116H87L88 118L87 119H89L90 118V121L88 120L87 122H88V124H87V128H88V133H90L89 134V136H91L92 138H93V140L97 143V145H99V144H101L103 147H106L107 145H109V144H103V143H105V142H103V140H102V137H103V134L104 135H106L107 137H108V139H110L111 137V132H110V129L112 130V131H118V133L119 134H121L120 132H122V135L123 136H126V134L125 133H123V129H128L126 126H127V124H128V117L130 118V115H132L131 117H133V114H137V116L135 117V119L134 118H131L132 120H129L130 122L129 123H131L132 121H133V119L134 120H136V119H138V120H136L135 122H136V124H134L135 122H133L132 124H129V126L131 127L132 125H133V127H135V128H139V127H137L138 125H137V123L140 121V122H142V119H143V117L145 116L144 114H143V110L141 111L140 109H141V107H143V106H141V104L143 103V105H144V103H146V102H148V103H146L145 104V106L146 107H143L144 108V113L145 112H151V113H154L155 111H157L158 110V113L159 112H161V110H162V107H163V109H164V111L166 110V113L165 114H167V116L169 115V116H171L172 117V114L171 113H173V115L175 116V118L173 119H171V120H168V118H167V116L166 117H164L165 119H167V120H165V121H172L173 120V122H171V124H170V122H166L165 124H164V122L165 121H161V120H163L164 118H162L164 115H162L161 113H160V118H162V119H160L159 120V122L160 123H158V125L159 126H161V129H162V125L164 126L163 128L167 131V129L166 128H169L168 129V131L170 132V130H171V128H173V127H170L171 125H173V126H175V125H177V127H179V126H181V128H182V130H184V131H186V132H188V131H190L191 130V132L193 133H195V131L197 130H201V132L200 131H196V136H197V138L195 137V138H193L194 137V135L193 134H190L191 132H188V136L190 137L191 135H193V137H190V139L189 140H191L192 138L193 139H195L194 141L193 140H191L192 142H194V143H191L190 145H191V147H193V146H197V147H199L200 146V144L201 143H204V144H206V143H210L209 145L208 144H206V146H207V148H208V146H209V148H208V150H210V149H212L211 151H214L213 150V147H214V141L217 139V137H218V135H217V132H219V130L220 131H222V128H223V125H224V127L226 126V127H228V128H231V129H228V128H223V129H227L225 132H227V131H230L231 130V132L234 134V132H235V134H237V133H239V132H241L242 133V131L244 130L243 129V127L244 126H247V125H244V124H247V122H246V118H247V116H243V114H244V111L247 113V112H249L248 111V109H247V107H248V103H249V106H251V104L253 103V105H254V107H253V105L251 106V107H253L252 108V112L254 113H252V114H250V113H248V114H246V115H251L250 116V119L249 118H247V120L250 122V124H254L253 122H257L258 120H259V113H260V111H259V107H258V105H257V103H260V105L262 104V102H261V100L263 99L264 100V96H262V97H260V94H264V80L262 79V77H264V0H223V2H222V0H212V2H210L209 3V0L206 2H204L203 0H195V2H196V4H195V2L193 3V2H191L192 0H171L170 1V4L172 3V5L173 6H171L170 4H169V7H167L168 6V4H167V1H169V0H161V1H163V2H161V3H163V5L161 4V3H159L160 1H157V0H155ZM221 1V2H220ZM120 2H119V5H120ZM217 2V3H216ZM226 2V3H225ZM138 3V4H137ZM166 3V4H165ZM169 3V2H168ZM192 3H193V5H192ZM206 3L209 7H210V11H211V9L213 10L214 9V11H216L217 12V14H218V16H216L217 14H215L216 12H210L209 10H208V6H207V8L204 6V4ZM114 4V5H113ZM130 4H132V5H130ZM161 4V5H160ZM214 4H215V6H214ZM109 5H111V7L108 6ZM119 5H118V7H119ZM127 5H130L129 6V8L127 7ZM144 5V4H143ZM159 5L161 6V7H159ZM165 5H167L166 7L167 8H169L170 9V11H174L175 12V10L177 9H179L178 10V12H177V16H176V13H174V14H172V12H170L169 13V9L167 10V8L165 7ZM201 5V6H200ZM114 6V7H113ZM134 6H136V7H134ZM150 6L152 7V8H150ZM187 6H189V7H187ZM195 6V7H194ZM197 6V7H196ZM211 6H213V7H215V8H211ZM107 7V8H106ZM121 7H120V9H121ZM143 7V8H144ZM174 7V8H173ZM187 7V8H186ZM191 7H193V8H191ZM199 7V8H198ZM232 7V8H231ZM236 7V8H235ZM238 7V8H237ZM104 8H106V9H104ZM108 8H110V9H108ZM145 8V9H146ZM150 8V9H149ZM191 8V9H190ZM194 8L195 9H198V10H194ZM240 8H241V10H240ZM71 9L73 10V12L75 11V8H74V6L72 7L71 6ZM154 9H156L155 11H154ZM157 9H159V10H157ZM166 9V10H165ZM189 9V10H188ZM192 9H193V11H192ZM204 9V10H203ZM206 9H207V11L208 12H204V14H203V11H206ZM104 10H107V11H105V14L106 13H108L109 12V14H103V12H104ZM109 10V11H108ZM165 10V13L163 12V11ZM176 10V11H177ZM190 10H191V14L190 15H188L189 14V12H190ZM235 10L237 11V12H235ZM103 11V12H102ZM130 11V10H129ZM132 11V10H131ZM146 11V12H147ZM161 11L163 12L162 14H164L163 15V17L160 19V17H159V19H158V17H157V19L155 18V16H158V14L159 13H161ZM167 11V12H166ZM197 11L199 12L198 14L199 15H197L196 13H197ZM134 12V11H133ZM196 12V13H195ZM151 13V14H150ZM154 15H153V14ZM156 13H157V15H156ZM166 13L167 14H172V16H175V18L176 19H174L171 15H167V17L165 16L166 15ZM212 13V14H211ZM214 13V14H213ZM229 13H232V14H229ZM261 13V14H260ZM112 14V15H111ZM182 14H184V16H182V17H184V18H190V17H192V15H194L195 16V18H194V16L192 17V18H194V19H197V20H194V19H187L189 22L191 21L192 22V20H194L191 24L188 22V24L186 23V19H184V18H182V20H181V15ZM186 14V15H185ZM211 14V15H210ZM238 16V18H241V19H239L238 20V18L236 19V15ZM247 14V15H246ZM98 15H99V12H98ZM103 15H105V16H103ZM111 15V16H110ZM153 15V16H152ZM160 16H161V14H159ZM204 15V16H203ZM224 15H226V16H224ZM254 15V16H253ZM255 15H256V17H255ZM107 16H108V18H107ZM113 16V17H112ZM131 16H132V14H131ZM136 16V17H135ZM152 16V18L150 19V17ZM204 18H203V17ZM211 16V17H210ZM215 16V17H214ZM235 16V17H234ZM241 16V17H240ZM246 16H249V17H246ZM164 17H165V19H164ZM213 17V18H212ZM256 18V19H253V18ZM261 17V18H260ZM106 20H105V19ZM167 18H168V20H167ZM178 18H180V20L178 19ZM199 18H200V20H199ZM219 20H218V19ZM225 18V19H224ZM227 18V19H226ZM245 18V19H244ZM260 19V20H259ZM108 20H107V24L109 23L108 22ZM139 20H140V22H141V24H138V22H139ZM206 21V23L204 22V21ZM229 20V21H228ZM249 20V21H248ZM252 20V21H251ZM103 21V22H102ZM157 21V22H156ZM159 21H160V23H161V21H163V24L161 23H159ZM165 21H166V23H165ZM182 21L185 23V24H183L182 26L180 25V23L182 24ZM210 21V22H209ZM257 21V22H256ZM139 22V23H140ZM195 22V23H194ZM201 22V23H200ZM211 22H214V24L213 23H211ZM256 22V23H255ZM152 23V24H151ZM158 23V24H157ZM197 23V24H196ZM199 23V24H198ZM204 23V24H203ZM103 24H104V26H103ZM154 24V25H153ZM178 24V25H177ZM106 25V26H105ZM181 27H180V26ZM198 25V27H196ZM109 26H110V24H109ZM176 26V27H175ZM209 26H211V27H209ZM142 27V26H141ZM153 27V28H152ZM136 28V29H137ZM168 28V27H167ZM166 28V29H167ZM189 28V27H188ZM208 28V29H207ZM144 29V28H143ZM149 29H150V31H149ZM166 29H164V30H166ZM172 29H170V30H172ZM104 30V31H103ZM167 30H169V29H167ZM178 30V29H177ZM258 31V32H255V34H254V31ZM161 31H163L162 33H161ZM103 32H104V34H103ZM106 32V33H105ZM107 32H109L108 34H107ZM196 31H194V34H195V37H197L196 35V33H195ZM214 32V33H213ZM167 34H168V31L166 32ZM203 33V34H202ZM208 33H210V34H208ZM258 33L260 34V35H258ZM172 34H174V35H172ZM201 34L204 36H201ZM208 34L210 37H205L206 35ZM143 35H145V37H143ZM151 35H152V37H151ZM159 36V38L158 37H156V36ZM207 35V36H208ZM241 35V36H240ZM263 37H262V36ZM148 36H149V38H148ZM156 37V39L158 40L157 42L156 41H154V40H156L155 38H153V37ZM170 36L173 38V39H171L170 38ZM189 36H190V38L191 39H189ZM240 36V37H239ZM259 36H261V37H259ZM102 37H103V39H102ZM114 37V36H113ZM141 37V38H140ZM146 37H147V39H146ZM169 38V39H166V38ZM182 37V38H181ZM183 37H185V38H187L186 40H187V42L183 39ZM193 37V36H192ZM218 37V39H222L221 40V42H220V40H217L216 38ZM145 38V39H144ZM160 38H163V40H162V42H160L159 41V39ZM166 39V42L165 43H167V44H165V45H162V47L161 48H163V46H168L167 48H169L170 47V45L172 44V46L168 49V51H167V55L169 54V60H168V58H167V62H168V64L166 65V61H164V59H165V57L167 56H164L163 54L165 53L164 51L165 50H163V49H161L160 51H159V48H157V46L158 45H156L157 43L158 44H164L163 42L165 41V39ZM177 38V43L179 44V45H175V43H176V39ZM179 38V39H178ZM198 38V39H199ZM212 38H213V40H212ZM243 38V40H241ZM253 38H256V40L255 39H253ZM152 39H154L153 40V43L152 44H154V45H156V48H154L151 44H149V43H151L152 41ZM171 39V40H170ZM196 39V40H195ZM200 39V40H201ZM205 39V41L207 42V48L205 47V49H204V46H206V45H204L206 42L205 41H203ZM207 39H208V41H207ZM231 39H234V40H232L231 41ZM235 39H237L236 41H235ZM63 40V39H62ZM64 40H67L68 41V39H64ZM136 40V41H135ZM141 40V42H139ZM145 40V41H144ZM146 40H149V41H146ZM171 42H170V41ZM173 40H175L174 42H172ZM178 40H184L185 41V43L183 42L182 43V41L180 42V41H178ZM191 40V42H192V40H194L192 43L191 42H189ZM85 41V43L87 44V42ZM144 43H143V42ZM169 41V42H168ZM199 41V40H198ZM228 41V42H227ZM134 42H136V44L134 43ZM139 42V43H138ZM147 42V43H146ZM214 43V42H216V44H212V47H211V45L209 44V43ZM218 42H219V44H218ZM224 42H225V44H224ZM237 42V43H236ZM240 42H241V44H240ZM135 45V46H133V44ZM156 43V44H155ZM182 43V45H180ZM192 44V46L193 47H191V46H189L188 44ZM195 43H197V45H199V48H200V46L202 45L203 46V48H197L195 45ZM220 43H222V45L220 44ZM226 43H227V45L228 46H226ZM249 43V44H248ZM252 43V44H251ZM62 44H63V42H62ZM148 44V45H147ZM173 44H174V47H173ZM183 44H187L188 45V48L190 47V49H189V51H188V49H186L188 52H192V53H188L187 51H185V49H182V47L184 48L185 47V45L183 46ZM201 44V45H200ZM232 44H233V47H230V46H232ZM94 45H96V46H99L100 48H101V46H102V52H103V47H104V49L105 50H110V51H108V54L109 55H112V56H110L109 57V59H108V57H106V55H108V54H106L105 52H104V54H106V55H102L103 53H99V58H98V54L96 55L94 52H101V49L99 48V50H98V47H97V49H96V47H94ZM108 45H111V46H108ZM139 45V46H138ZM145 45V46H144ZM186 45V46H187ZM211 47V48H209V46ZM221 46L220 48H219V46ZM224 45V46H223ZM237 45H241V49L239 48V47H237ZM262 45V46H261ZM84 46H83V50H84ZM90 46H91V48H90ZM117 46H118V48H117ZM141 46V47H140ZM143 46V47H142ZM153 47L154 49H158V51L160 52V59L158 58V59H156L157 57H159V56H157L158 54H159V52H158V54H156L155 53V51L154 52H152L154 49L153 48H150V47ZM176 46V47H175ZM201 46V47H202ZM242 46H243V48H244V50H243V48H242ZM94 49H96V50H94ZM105 47H109L108 49H106ZM132 47H134V49H132ZM137 47V48H136ZM173 47V48H172ZM179 47H181L180 49H179ZM216 47V48H215ZM236 47L238 48V50H240V51H237V49H236ZM251 47H252V49H251ZM256 49V52L258 53H256L255 52V50H254V48ZM146 48H148L149 49V51L152 49V53H154V55H155V57L154 56H152L153 54L151 53L150 55V57H152V59L151 58H149L150 60L149 61H147V62H145V60H146V58H148V54H147V49ZM172 48V52L170 51V49ZM186 48V47H185ZM249 48H250V50H249ZM63 47H57V48H55V49H53V51H51V52H44V53H42V54H39L38 56H36V57H34V59L36 60V61H41V60H45L46 58H49L50 56H55V55H58L60 52H62L63 51ZM73 49V48H72ZM72 49H71V51H70V53L69 54H71V52L73 53L72 55H74L75 54V52H73L72 51ZM89 49V50H88ZM136 49H138L140 52H143V50L142 49H144V51H145V49H146V54H147V57L145 58V55H144V58H143V60H141L140 61V57H141V54H137L136 55V53H139V51L138 50H136ZM141 49V50H140ZM181 49L182 50H184L183 52H181ZM207 49H208V51H207ZM214 52H211V50ZM214 49V50H213ZM218 49V50H217ZM230 49V50H229ZM232 49V50H231ZM104 50V51H105ZM133 50V51H132ZM134 50H136V51H134ZM178 50H180V52H181V54H180V52L178 51ZM209 53H207L206 51ZM236 50V51H235ZM241 50H243V51H241ZM245 50H248L249 51V56H246V55H242V54H244L245 53ZM261 51V52H258V51ZM94 51V52H93ZM138 51V52H137ZM107 52V51H106ZM114 52V53H113ZM133 53L132 55H136V57H139L138 59L139 60H137L136 62L135 61H132L131 63L129 62V63H127V62H125V60L126 59H124V58H126V56H128V55H130V53ZM161 52H163V53H161ZM174 52V53H173ZM184 52H186V54H190V57H186V58H184L183 60H182V58H183V56L185 55V53ZM219 52V53H218ZM237 52H238V54L240 55L241 54V57H245L246 58V63L248 64H246V65H244V66H246V68H244L243 67V61H244V58H241V57H239V58H241V60L243 59V61H239V58H238V54H237ZM241 52V53H240ZM253 52H255L256 54H255V56H253L254 55V53ZM112 53V54H111ZM150 53V52H149ZM173 53V54H172ZM184 53V54H183ZM215 53H217V54H215ZM250 53H251V56H250ZM116 55V57H118V59H116V57H115V55ZM123 54V55H122ZM195 54V55H194ZM211 54H214V55H212L211 56ZM77 55V53L75 54V56H70V55H68V57L70 56L72 59H75L76 57H79V55L78 56H76ZM102 55V56H101ZM118 55V56H117ZM131 55V56H132ZM142 55V56H143ZM175 55V56H174ZM182 55V56H181ZM28 55H26V54H23V55H21L20 57H22L21 59L19 58V60H15L13 63H12V65H11V63L8 65V67L10 68V70H12V67H13V64H14V67H13V69L14 70H12V72H10V73H8L9 72V70H5L6 72H7V74L10 76L11 75V73L12 74H14V72H18V70H19V73H16L15 75V77H17L16 79H18V77H19V79L20 78H22L21 76H23V75H29V73L31 72L32 73V71H33V67L34 66H36V65H32V64H30V63H33L34 62V59L33 58H29L27 61L26 60H23L24 59V57H27ZM30 56V55H29ZM28 56V57H29ZM32 56V55H31ZM97 56V57H96ZM114 56V57H113ZM131 56H129V59H130V57ZM133 56V58H131V59H135L136 60V57H134ZM170 56L172 57V59H170ZM194 56V57H193ZM196 56V57H195ZM210 56V58H208ZM217 56V57H216ZM219 56H220V58H219ZM256 56L258 57V58H256ZM69 57V58H70ZM153 57L155 58V59H153ZM163 57H164V59H163ZM174 57H177L178 59H176V60H178V61H176V62H174V63H172L173 61H175V58ZM216 57V58H215ZM260 57V58H259ZM70 58V59H71ZM93 58V57H92ZM97 58H98V60H97ZM104 58V59H103ZM174 58V59H173ZM211 58H213L212 60H213V62H212V60H211ZM217 60V62H216V60ZM226 58H227V60H226ZM255 58H256V60H255ZM96 59V60H95ZM111 59V60H110ZM127 59H128V57H127ZM186 59V60H185ZM229 59V60H228ZM102 60H100V62L102 61ZM148 60V59H147ZM157 60H159V61H157ZM209 60H211V62L209 61ZM251 60V61H250ZM262 60V61H261ZM117 61V62H116ZM139 61V62H138ZM154 61V62H153ZM161 61L163 62H166L165 63V65L166 66H162L161 64H164V62L163 63H161ZM181 62V64H183V63H185L186 64V62L187 63H189V64H186L187 65V68L188 69H190V70H188L189 71V73H188V71H187V69L184 67V66H186L185 64H183V66H181V67H179V65H181L180 64V62ZM207 61L208 62H210V63H208V65L206 64L207 63ZM228 61V62H227ZM231 63H230V62ZM254 61V62H253ZM255 61H257V62H255ZM98 63L99 65H97V66H102L101 65V63ZM115 62H116V64H115ZM135 62V63H134ZM150 62H152L151 63V65H150ZM183 62V63H182ZM215 62V63H214ZM252 62H253V64H252ZM149 63V64H148ZM157 63V64H156ZM159 63H160V65H159ZM232 63H233V65H232ZM258 63V64H257ZM27 64H29L28 66H27ZM106 64V65H105ZM136 64V65H135ZM153 64V65H152ZM154 64H156V65H154ZM198 64V65H197ZM224 64V65H223ZM256 64V65H255ZM25 65V66H24ZM158 65H159V67H158ZM175 65H177V66H175ZM189 65H190V67H192L193 68V70H194V72H192L193 74H194V78L192 77V73L190 72V71H193L192 70V68H189ZM193 65V66H192ZM195 65H197V66H195ZM24 66V67H23ZM145 68H144V67ZM163 67V69H164V73H167V69H170V70H172V69H176L177 71L178 70H180V69H184V73L182 72L183 70H181V71H179V73L178 74H174V73H172V72H174L173 70L172 71H170L169 70V72L170 73H168V76H167V74H165V75H163L164 73H162L163 72V70H162V68H161V70H162V72H161V75H163V76H166V78H168V79H171V81L172 80H174L175 78H173V76L174 75H176L177 76V78L179 77V74H180V72H181V75L182 74H185L186 75V78L185 77H182V76H180V77H182V79H183V81H181L182 79L180 78V80H179V78L177 79V80H179L178 81V84L176 83V81L173 83V85H172V82L170 81V80H167L166 82L168 83V85H170V87H171V91H170V87L168 86V85H164V86H162L163 84H167L166 82L164 83V78L162 79L163 80V82H161L162 80L160 79V78H158V76L159 75H156L155 74V70H156V73L157 74H160L159 72L161 71V70H158V69H160V67ZM195 66V67H194ZM211 66V67H210ZM226 66L228 67V68H226ZM230 66V67H229ZM256 66H258L257 68H256ZM259 66H262L261 67V69H258V68H260ZM18 67V68H17ZM28 67V68H27ZM123 68V69H121V68ZM141 67V68H140ZM149 67H150V69H149ZM152 67H154V69L152 68ZM155 67H156V69H155ZM175 67V68H174ZM200 67V68H199ZM239 68V70H237V68ZM252 67V68H251ZM17 68V69H16ZM22 68V69H21ZM103 69V70H105L104 72H106L107 70L106 69ZM127 68V69H126ZM133 68H135V69H133ZM143 68H144V71H143ZM255 68V69H254ZM8 69V68H7ZM25 69V70H24ZM29 69H30V72H29ZM112 70V71H110V70ZM131 69V70H130ZM138 69H139V71H138ZM147 69V70H146ZM165 69L167 70L166 72H165ZM200 69H202L201 70V72H200ZM248 69V70H247ZM258 69V70H257ZM21 70V71H20ZM24 70V71H23ZM27 70V71H26ZM34 70H38V69H36V67H34ZM135 70V71H134ZM241 70H243L242 72H241ZM119 71V72H118ZM122 71V72H121ZM123 71H124V73H123ZM130 71V72H129ZM146 71H147V73H146ZM149 71H150V73H149ZM152 71V72H151ZM199 71V72H198ZM235 71V72H234ZM259 73H258V72ZM38 73H39V70L37 71ZM48 73H49V71H47ZM114 72V73H113ZM129 72V73H128ZM137 72H139V73H137ZM203 72V73H202ZM227 72H228V74H229V77H228V74H227ZM23 73V74H22ZM25 73V74H24ZM27 73V74H26ZM30 73V74H31ZM37 73V74H38ZM40 73H45V72H40ZM113 73V76H111L110 74H112ZM117 73V74H116ZM118 73H119V75L121 76V80H122V78H123V81H122V83L125 81H127L126 83L124 82L123 84H125V86H123V84L121 83V80H120V76L118 75ZM134 73V74H133ZM136 73V74H135ZM143 73H145L144 75H145V78H146V80L145 79H143V81L145 80V82L147 83V81L150 79V78H152L153 79V77L154 76H156L157 78L155 79V77H154V80L152 81V80H150V81H148L149 83H148V85L145 83H143L144 85H145V89L143 88L144 87V85L142 86V87H140V85H142V84H138L139 83V80H138V78H143ZM153 73H154V76H153ZM188 73V74H187ZM200 73V74H199ZM234 73V74H233ZM243 73V74H242ZM245 73V74H244ZM37 74H35V75H31L30 76V79L28 78L27 79V81L26 82H30V83H33L36 79H37V83L36 84H40V83H43L42 82V80L40 79V78H38V77H36L37 76ZM45 74H47V73H45ZM101 74H103L105 77H102V75ZM114 74L115 75H117L118 77H119V79H118V77H116V76H114ZM123 74H124V76H123ZM128 74V75H127ZM132 74V75H131ZM142 74V75H141ZM174 74V75H173ZM191 74V75H190ZM195 74H196V76H195ZM227 74V75H226ZM232 74H233V77L235 78H230V75L232 76ZM125 75H127V77L125 78ZM134 75H138L139 77H136V76H134ZM153 76V77H151V76ZM226 75V76H225ZM250 76V77H253V78H250V77H248V76ZM262 77H261V76ZM12 77L14 76V75H11ZM48 76L49 77H53L54 76V73H50V74H48ZM123 76V77H122ZM162 76V77H163ZM188 76H190L191 78H189ZM242 76V77H241ZM255 76V77H254ZM114 77H116L117 78V81L116 80H113L112 78ZM130 77V78H129ZM133 77H134V80H132L133 79ZM161 77V76H160ZM195 77L197 78V79H195ZM226 77H228V78H226ZM105 78H107L106 80H105ZM108 78L109 79H112L113 80V82L114 81H116V82H114V84H113V82H109V81H112V80H109L108 82H107V80H108ZM127 78H129L128 80H130L131 79V81L129 82L128 80H127ZM137 78V79H136ZM165 78V79H166ZM173 78V79H172ZM188 78H189V80H193L192 82L190 81V85H189V80H188ZM221 78V79H220ZM238 78V79H237ZM15 79V78H14ZM90 79V80H89ZM100 79L102 80V81H100ZM148 79V80H147ZM156 80V81H155ZM159 80V81H158ZM215 80V81H214ZM227 80V81H226ZM239 81L240 80V83H238V84H236L237 82L236 81ZM242 80V81H241ZM87 81V80H86ZM132 81H138V83H137V87L138 88H141V89H139V91H138V88H136L135 87V90L137 89V92L139 93V92H141L143 89H144V91H142L143 93L145 92V93H147L148 92V90H147V92L145 91L147 88H150V92H153L154 94H155V96L157 95L158 96V94L157 93H160V95H164L165 97H161L160 95H159V101H163L164 99V102H159L158 100H156V101H154L153 102V100L155 99V97H153L154 96V94H151L150 92L149 93H147L146 95L148 96L147 98H149V100L148 99H146V96H145V93L143 94L142 92H141V95H140V93L139 94H137V92H136V94H135V96L136 97H138V99H139V101H141L140 103H139V101L137 100V102L140 104V106H135V107H137V108H139L140 107V109L138 110H136L135 109V107H133L135 110L134 111H137V112H135V113H133L134 111H133V109H132V105H133V103H130L131 104V106L129 105V108L131 109V110H126V108H127V106H128V104H127V102L130 100H133V98L131 99V96L132 97H135L134 96V93L132 92V91H134V90H131V89H133V88H131L130 90H131V92L133 93H131L130 92V90L128 89V88H130V87H132V85L134 84ZM142 81V82H143ZM187 81V82H186ZM207 81V82H206ZM251 82V84H250V82ZM94 82V83H93ZM96 82H97V85H96ZM99 82H101V83H99ZM141 82V81H140ZM156 82H159V83H156ZM169 82L171 83V84H169ZM182 82V83H181ZM226 82V83H225ZM234 82H235V84H234ZM262 82H263V84H262ZM112 83V84H111ZM129 83H132L131 84V86L130 85H128ZM154 83H155V85L156 84H159V85H161L162 87H164V88H162V87H160L159 85H157L158 86V88H159V91L157 90L158 88H155L154 89ZM162 83V84H161ZM177 85H176V84ZM180 83V84H179ZM184 83V84H183ZM202 83V84H201ZM210 83H212V84H210ZM215 83V84H214ZM227 83H228V85H227ZM254 83V84H253ZM100 84H101V86H100ZM136 84V83H135ZM151 84H153V85H151ZM181 84H182V86H181ZM188 84V85H187ZM233 84V85H232ZM92 85H93V87H92ZM96 85V87H94ZM152 86V88H151V86ZM175 85H176V87H175ZM179 85V86H178ZM209 85V86H208ZM218 85V87H216ZM237 85V86H236ZM260 85H263V87H261ZM88 86V87H87ZM117 88H116V87ZM135 85H133V87H134ZM206 86V87H205ZM224 86V87H223ZM233 86V87H232ZM248 86V87H247ZM253 86V87H252ZM255 86V87H254ZM114 87L116 88V89H118V91L116 90V92H114V93H120V94H122V95H124L123 94V88H126V89H128L129 90V92L132 94H130L131 96L129 97L130 99H126V105L125 106H123L124 105V99L123 98H128V97H124V96H122L123 98H122V100L120 99V97H121V95L119 94H117L118 95V98H117V96L116 97H114L116 94H112L111 95V97H110V93L112 92V90L114 89ZM261 87V88H260ZM89 88L91 89V90H89ZM143 88V89H142ZM162 88V89H161ZM168 88V89H167ZM176 88V89H175ZM207 90H205V89ZM208 88V89H207ZM212 89V90H210V89ZM220 89V90H217V89ZM222 88V89H221ZM125 89V90H126ZM153 91H152V90ZM167 89V90H166ZM185 89H187V90H185ZM202 89H204V93H203V90ZM240 89V90H239ZM115 90H113V91H115ZM121 90V91H120ZM165 92H167L166 94L165 93H163L164 91ZM180 91V92H178V91ZM201 90H202V93L204 94H202L201 93ZM245 92H244V91ZM259 90H261V91H259ZM108 91V92H107ZM155 91V92H154ZM193 92V94H194V96H193V94H192V92ZM198 91H200V93L203 95H201V94H199L198 93ZM209 91H212V92H210V93H212V95L209 93ZM214 91V92H213ZM216 91H217V93H216ZM220 91V92H219ZM233 91V92H232ZM247 91V92H246ZM122 92V93H121ZM125 92H128L127 90L125 91ZM197 92V93H196ZM219 92V93H218ZM241 92V93H240ZM243 92V93H242ZM260 92V93H259ZM184 93V94H183ZM213 93H216V95H214ZM90 94V95H89ZM109 94V95H108ZM126 94V93H125ZM149 94H151L150 96H149ZM197 94H199V96H197ZM220 94V95H219ZM245 94V95H244ZM128 96H129V94H127ZM126 95V96H127ZM139 95V96H138ZM145 97H144V96ZM169 95V96H168ZM186 95V96H185ZM189 95H192V96H188ZM202 97H204V98H202ZM241 95H243V97H241ZM184 96V97H183ZM196 96V97H195ZM210 96H213V99L215 100V97L218 99L219 98V100H215L217 103L215 104V101L210 97ZM220 96V97H219ZM238 96L241 98V99H239L238 98ZM254 96H255V98H254ZM257 96V97H256ZM31 97V98H30ZM136 97H135V100H134V103L136 102ZM145 98L146 100H148V101H143L142 102V100H144L143 98ZM192 97V98H191ZM195 97V98H194ZM199 97H201L202 99H200L201 100V106H203V105H206V106H214L215 108H216V110H209L208 108H206L204 111H207V110H209L210 112L208 113V112H206L205 113V116H204V111H202L201 109H200V112H199V108L201 107V106H197V105H195L196 103H199V101L197 100V98H199ZM207 97V98H206ZM211 98L212 99V101H214V102H212L209 98ZM27 98H28V100H29V102H33V96H31V94L29 93V94H27ZM115 98H117V99H115ZM153 98V99H152ZM158 98V97H157ZM156 98V99H157ZM181 98H182V100H181ZM184 98V99H183ZM188 98V99H187ZM189 98H191V100H192V102L193 103H195V104H192V103H190V104H192L193 106L195 105L196 107H199L198 109L196 108V112H199V113H202L203 114V116L204 117H202V115L200 114L199 116H198V114L196 113V112H193L192 110H189V109H192V105H190V106H188V102H187V100L189 101ZM238 98V99H237ZM32 99V100H31ZM150 99H152V102L150 101ZM170 99V100H169ZM194 99H196L197 101L195 102V100ZM206 99V100H205ZM211 101V103H214V105H210V102L208 101ZM255 99V100H254ZM31 100V101H30ZM111 100V101H110ZM118 101L119 102V104H121L124 108H125V110L127 111V113H128V111H130L128 114L127 113H125L126 111L124 110V109H122L123 107L122 106H119V104H118V102H116V101ZM168 100V101H167ZM186 100V101H185ZM239 100V101H238ZM96 101V102H95ZM120 101L122 102V103H120ZM158 101V102H157ZM240 101H242V102H240ZM254 101V102H253ZM132 102V101H131ZM136 102V103H137ZM156 102H157V104H158V107H159V105H161L160 107H159V109H160V111H159V109H157L158 107H156L157 106V104H156ZM171 102V103H170ZM247 102V103H246ZM252 102V103H251ZM136 103H135V105H136ZM137 103V104H138ZM153 103V104H152ZM166 103V104H165ZM173 103V104H172ZM206 103V104H205ZM224 103V104H223ZM228 103V104H227ZM236 103H238V105H236ZM138 104V105H139ZM152 104V105H151ZM156 104V105H155ZM167 104H169V105H167ZM200 104V103H199ZM219 104V105H218ZM235 106H233V105ZM240 104V105H239ZM51 105V104H50ZM50 105L49 106H47L46 108H49L50 110H51V112H52V114H53V118H54V120H57V121H59V120H63V121H65V123L67 122V120H68V118L70 117V115H71V113H72V109H71V104L70 103H68L67 105H68V108H67V106L64 104V103H60L59 105H56L57 106V108L56 109H51L50 108ZM86 105V106H87ZM95 105H96V107H95ZM113 105V106H112ZM166 105V106H165ZM174 105V106H173ZM230 105H232L233 106V108H235V110H233V111H235V115L234 114H232V115H234L233 116V118H231V119H229V112L227 113L226 112V110L227 111H229L228 110V107L230 108V112H232L233 113V111H231L233 108H232V106H230ZM257 105V106H256ZM91 106V107H92ZM118 106H119V108H118ZM148 106V107H147ZM183 106H184V108H183ZM99 109H101V110H99ZM120 107H122V108H120ZM155 107H156V109L157 110H154L153 111V109H155ZM167 107V108H166ZM186 107L188 108V107H191V108H189L188 110L190 111V112H192L193 114L195 113L196 114V116L195 117H197L198 116V118H199V120H201L202 121V123H199L200 121L198 120L197 121V118L195 119L193 116H191L190 118L192 119V118H194L195 120V123L197 124V125H200V126H197L196 125V128L198 127V129H196L194 126L195 125H193V127L196 129H194L193 127H191V125H190V129H188L187 127H186V129H183L184 127H182V126H184V124H186V122H182V121H185V120H187L186 118L183 120L182 119V121H181V118H182V116H183V112L185 111L184 109H186ZM212 107H210L211 109H212ZM222 107V108H221ZM251 107H248L249 108V110L251 111ZM258 107V108H257ZM96 108V109H95ZM111 108V109H110ZM149 108H151V109H148ZM175 108H177V110L175 109ZM202 108H204V107H202ZM214 108V109H215ZM257 108V109H256ZM98 109V113L96 114V113H94L96 110ZM128 109V108H127ZM171 109H173L174 111L176 110V113L172 110V111H170ZM194 109V108H193ZM223 109V110H222ZM226 109V110H225ZM237 109V110H236ZM240 109V110H239ZM243 109H244V111H243ZM256 109V113H257V116H255L256 115V113H255V110ZM112 110V111H111ZM114 110V111H113ZM122 110H124L123 112H122ZM148 110V111H147ZM151 110V111H150ZM184 110V111H183ZM221 110V111H220ZM77 111H78V108L75 106L74 107V113L75 114H77ZM91 111H92V109H91ZM116 111L118 112L117 114H119L118 115V117H119V119H118V117H117V115H116ZM131 111H133L132 113H131ZM141 111V112H140ZM163 111V110H162ZM202 111V112H201ZM213 111V112H212ZM257 111H259V113L257 112ZM114 112H115V114H114ZM167 112H169V114L167 113ZM186 112H188L187 111V109H186ZM102 113V114H101ZM112 113V114H111ZM127 114L128 115V117H123V114ZM139 113H141V114H139ZM149 114L148 115V113H147V117L145 118V119H150L151 121H148L147 122V120H143V122H147L149 125H151V126H153V127H155V128H157V129H159L158 127H156V126H158V125H155L154 124V121H153V124L155 125H152V120H155V121H157L158 122V119H156L157 117H159L158 115H156L155 113L153 114V117L155 116V118H151V116H152V114ZM189 113V112H188ZM190 114V115H193V114ZM220 113V114H219ZM223 113V114H222ZM227 113V114H226ZM95 114H96V118H95ZM101 114V115H100ZM124 114V115H125ZM130 114V115H129ZM138 114H139V116H140V118L141 119H139V116H138ZM171 114V115H170ZM176 114H178L179 116V118L180 119H176ZM186 114V113H185ZM209 114V115H208ZM216 114L218 115L219 114V116L218 117H216ZM223 115V116H220V115ZM227 115V117H228V119L227 120H231V121H227L228 123L230 122V124L229 125H227V123H224V124H221V120L222 119H219V118H222L223 117V122H225L226 120V115ZM99 115V116H98ZM103 115V117L105 118H102V117H100V116H102ZM114 115H116V117L114 116ZM142 115V116H141ZM144 115V116H143ZM161 115H162V117H161ZM208 115V117H206ZM232 115H230V117H232ZM237 115V116H236ZM243 117H242V116ZM113 117V118H115V119H117V121H115L116 123H117V126H114L116 123L114 122V121H108V120H111V117ZM135 116V115H134ZM148 116H150V118L148 117ZM157 116V117H156ZM187 116H189V115H187ZM186 116V117H187ZM254 117V118H256L255 120H254V118H251V117ZM107 117V118H106ZM123 117V120L121 119ZM200 117H202L201 119H200ZM249 117V116H248ZM98 118V120H99V122H97V121H95L94 123H93V119H97ZM170 118V117H169ZM208 120H207V119ZM218 118V119H217ZM244 118V119H243ZM102 119V120H101ZM120 119L122 120L121 122H123V124H120L119 125V123H121L120 122ZM125 119H126V121H125ZM128 119V120H127ZM190 119V120H191ZM235 120V121H232V120ZM242 119V120H241ZM252 119V120H251ZM258 119V120H257ZM119 120V121H118ZM177 122V123H175V121ZM225 120V121H224ZM240 120V121H239ZM3 121H4V123H3V125L5 126V128L8 130V131H11V132H13V134L14 135H18L19 133H18V128H17V126H16V124H15V122H14V120L10 117V116H5L4 117V119H3ZM138 121V122H137ZM181 121V122H180ZM237 121H238V123H237ZM243 121H245V122H243ZM97 122V124H95ZM103 122V123H102ZM109 122H110V124L112 125H110L109 124ZM139 122V123H140ZM143 122H142V126H144L145 125V123L143 124ZM189 122V121H188ZM222 122V123H223ZM91 123H93L94 125H91ZM98 123H100L99 125H98ZM127 123V124H126ZM146 123V124H147ZM163 123V124H162ZM170 125H169V124ZM190 123V122H189ZM189 123H188V125H189ZM192 124H195V123H193V121L191 122ZM232 123H235L234 125H232V127L230 126ZM109 124V125H108ZM125 124H126V126H125ZM141 124V123H140ZM148 124L143 128L141 125V129H147L148 131H146V133H144L143 132V130H140V128L139 129H137V130H139V131H141V132H138V131H134V128H133V131H134V133L135 132H137V134L136 135H138L139 133H142L143 132V134H145V135H147L148 133L147 132H150V135H154L155 136V133L154 134H151L152 132L148 129V128H151L152 129V127H149L148 126ZM168 124V125H167ZM175 124V125H174ZM215 124L217 125V126H219V124L221 125L220 127L221 128H218V127H214L215 126ZM249 124V123H248ZM256 124V123H255ZM254 124V125H255ZM95 125H97V126H95ZM122 125V126H121ZM134 125H137V126H134ZM187 125V126H188ZM212 125H214L213 126V128L211 129V126ZM91 126H93V127H91ZM96 128H95V127ZM98 126H102L101 128H102V130L100 129V127H98ZM103 126H105V131H103ZM109 126H111L110 128H109ZM125 128H124V127ZM147 126H148V128H147ZM167 126V127H166ZM186 126V125H185ZM230 126V127H229ZM243 126V127H242ZM114 127V128H113ZM166 127V128H165ZM176 127V129L174 130V128L172 129V130H174V132H175V134L178 136V134H180V133H176V130L178 129ZM200 127V128H199ZM238 127V128H237ZM241 127V128H240ZM92 128V129H91ZM98 128H99V130H101V131H99L98 130ZM108 128V129H107ZM113 128V129H112ZM215 128V129H214ZM244 128H246V127H244ZM96 129V130H95ZM130 129V128H129ZM164 129H162L163 131H165ZM188 129V130H187ZM194 129V131H192ZM219 129V130H218ZM236 130V131H234V130ZM91 130V131H90ZM94 130H95V133H92V132H94ZM153 131H154V128L152 129ZM160 130V129H159ZM171 130V131H172ZM180 127H179V131L177 130V132H180ZM102 131H103V133H102ZM125 131V130H124ZM130 132H128V135L126 136V137H122L123 139H125V140H123L122 142L123 143H121V140H119V143H120V145L122 144L123 146H128V147H130L131 149H133L134 147V149H133V152L136 154V155H138V158L139 157H141V159H142V156H141V152L146 156V155H148V152H144V151H142L144 148H142L143 146L145 147V143H142V144H144L143 146H141L140 144V146L138 147V143L139 142H137L136 141V143H137V150H135L136 149V146L134 145V140H129V139H131V136H129V135H132L131 133H133V131H132V127H131V129L129 130ZM165 131V132H166ZM167 131V132H168ZM183 131V132H184ZM213 131V132H212ZM98 132H100V133H102V134H100V135H102V137L100 136V138H99V136H98ZM107 132H110V134H106ZM127 132V131H126ZM155 132H157V133H159L160 134V132H158V130H156ZM165 132H161L162 133V135L164 136L165 135ZM174 132H172V133H174ZM224 132V133H225ZM237 132V133H236ZM133 133V134H134ZM157 133H156V136H158L157 135ZM181 133H182V131H181ZM207 133H209V134H207ZM240 133V134H241ZM143 134H140L141 136H143ZM166 134H168V137H169V133H166ZM186 135H187V133H185ZM190 134V135H189ZM96 135V136H95ZM176 135H172V139L170 140V141H168L169 143H172V141H173V138H174V136L176 137ZM181 135V134H180ZM186 135H185V137H186ZM238 136H240L239 134H237ZM247 135V134H246ZM29 136V135H28ZM28 136H27V138H28ZM94 136L95 137H97V138H94ZM105 136V138L107 139V137ZM135 136V135H134ZM148 137L147 138H150V139H152V136H149V135H147ZM153 136V137H154ZM156 136H155V138H153V139H155V146H157V143L159 144L161 141H162V143H160L161 144V146H157V148L158 147H162L163 146V149L167 146V144H169V143H167L166 142V140L163 142V140L166 138L167 140H169L168 139V137H163L162 136V138L160 137V136H158L157 138H156ZM167 136V135H166ZM183 136H184V134H183ZM182 136V137H183ZM208 136V137H207ZM211 136V137H210ZM242 136H243V134H242ZM110 137V138H109ZM130 137V138H129ZM135 137H137V136H135ZM145 137V136H144ZM144 137L142 138H139V136L137 137V139H142V141L143 140H146L145 142L147 143V142H150L149 140L150 139H144ZM160 137V138H159ZM185 137H183V142H185V140H186V138ZM188 137V138H189ZM236 137V136H235ZM104 138V137H103ZM121 137H120V139H122ZM126 138H128V139H126ZM134 138V137H133ZM132 138V139H133ZM146 138V137H145ZM164 138V139H163ZM178 139H180L181 138V136L179 137H177ZM205 138V139H204ZM105 139V140H106ZM107 139V140H108ZM136 138H135V140H137ZM153 139L151 140L152 142H153ZM160 139V141H158V140ZM162 139V140H161ZM175 139V138H174ZM185 139V140H184ZM209 139H212V140H210L209 141ZM102 140V142H99V141H101ZM148 140V141H147ZM156 140L158 141L157 143H156ZM177 140V139H176ZM109 141V140H108ZM107 141V142H108ZM127 141V142H126ZM175 141V140H174ZM195 141H198V143L196 142L195 143ZM207 141V142H206ZM217 141V140H216ZM106 142V143H107ZM126 142V143H125ZM144 142V141H143ZM152 142H151V144H152ZM179 143H180V145H184V143L182 142H180V140L178 141ZM187 142V144H188V141H186ZM185 142V143H186ZM201 142V143H200ZM129 143V144H128ZM154 143V142H153ZM164 143V144H163ZM165 143H167L166 145H165ZM175 143V142H174ZM190 143V142H189ZM150 143H148V147H149V149H148V147H147V149L148 150H150V151H153V150H151L152 148H155V146L153 147V144H152V146L150 147V145H149ZM176 144H178V143H175L174 145H176ZM186 144V145H187ZM192 144H193V146H192ZM196 144V145H195ZM100 145V146H101ZM133 147H131V146ZM174 145H172V146H174ZM199 145V146H198ZM126 146V147H127ZM171 146V144L170 145H168V147H170ZM177 146V145H176ZM176 146H175V148H173V149H175L176 151H177V149L178 150H180V153H182L181 152V149H179L180 147H182V146H178L179 148H176ZM188 147H190L189 145H187ZM84 147H87V149H88V147H90V145H89V143H88V146H84ZM168 147H166L163 151V154H165V155H163L162 157L160 156L161 154H159L160 152L162 153V151L161 150H159L158 151V149L157 148H155L154 149V154L153 155H155L157 158H158V155L160 156V158H162V159H159V160H157L158 162L159 161H161V164L163 163V164H167V166H170V165H168V163H170V161H169V159H172V158H170L171 157V155H172V157H174V151H172V149H169ZM184 147H185V145H184ZM183 147V148H184ZM138 148L140 149V148H142L141 149V151L139 152L138 151ZM170 148H172V147H170ZM146 149V148H145ZM157 149V151L159 152V153H155V150ZM160 149V148H159ZM169 149V150H168ZM193 149H198V148H194L193 147ZM171 150V151H170ZM138 151V152H137ZM171 152V155L169 154L170 152ZM90 152V149L89 150H87L86 151V153L88 154ZM137 152V153H136ZM210 152V151H209ZM259 152V151H258ZM258 152H256L255 153V155L256 156H258V157H256L255 158V156H254V158H255V160L253 161V159L254 158H250L247 154L249 153H246L245 155V159L243 160V161H245V163L243 162V165H241V171H240V173H237L236 174V178L234 179V175L232 176V179H234V180H238V178L240 179L241 177V179H242V183H239V185H240V187L241 188H239V186H237V185H235V189H233V192H232V195H233V197H235L237 194V196L233 199V200H230V201H234L235 200V202L236 201H238L237 199H238V196H241L242 194H244V193H246V192H249V190H251L252 188H253V185H255V183L257 182V180H255L254 178H251V177H249V172L250 173H255V175H256V177H258V180L260 179L261 180V177H260V175L259 174H261V173H263L264 172V165L262 166V164L264 163V154L262 153L261 154V152H263V151H261L260 150V152L258 153ZM175 153H177V152H175ZM180 153L178 152V154L180 155ZM142 154V155H143ZM151 153H149V155H150ZM158 154V155H157ZM210 154V153H209ZM260 154V155H259ZM143 155V156H144ZM149 155L148 156H146V157H148V158H144V160L142 159V161H141V159L139 160L138 159V161H140L141 162V164H140V166L141 165H143V169H145V168H147L148 166H155V164L153 163L154 161V157L155 156H153L151 159V161H149V160H146V159H150L149 158ZM178 155V156H179ZM90 156L91 155H88V157H89V160H90ZM152 156V155H151ZM176 156V155H175ZM174 157V158H177V160H179L181 157L179 156V157ZM155 157V158H156ZM167 157V158H166ZM246 157H248V158H246ZM259 157H262L261 159L259 158ZM156 158V159H157ZM173 158V159H174ZM179 158V159H178ZM259 158V159H258ZM172 159V160H173ZM174 160H176V159H174ZM258 160H259V162H258ZM144 161V162H143ZM149 162V164H148V162ZM157 161L155 160V163L158 165V163H157ZM163 161V162H162ZM249 161H252L251 162V164L249 163ZM179 161H176V163H178ZM247 162H248V164H247ZM256 162V163H255ZM257 162H258V165H255V164H257ZM90 163H92L93 164V162L92 161H90ZM143 163H145V164H143ZM153 163V164H152ZM173 163V162H172ZM259 163H260V166H259ZM148 164V165H147ZM162 164V165H163ZM245 164L246 165H248V168H250V169H248V170H250V171H248V170H245L246 168H247V166H245ZM252 164H253V167H255V169L252 167ZM172 165V164H171ZM250 165V166H249ZM145 166H147V167H145ZM151 166L149 167V169L151 168ZM167 166H165L164 168H166ZM258 166V168L259 167H261V169H260V172L256 169V167ZM140 167V168H141ZM156 168H158V166H155ZM155 167H153V169H156ZM244 167V168H243ZM141 168V169H142ZM251 168H253V171L251 172ZM152 170V169H151ZM151 170L149 171L148 170V168L147 169H145V171H149V172H151ZM255 170H257V171H255ZM243 171V172H242ZM248 171V172H247ZM236 172V171H235ZM152 173H154V172H152ZM243 173V174H242ZM245 173H247V175L245 174ZM245 175L244 177L242 176V175ZM254 175V176H255ZM247 178H248V180H247ZM254 180V182L253 181H249V180ZM244 180V181H243ZM245 180H247V182L249 181L250 182V184L248 183V184H246V183H244V182H246ZM259 180V181H260ZM256 181V182H255ZM258 181V182H259ZM234 183H235V181L233 182V185H234ZM245 185H247L246 187H243V186H245ZM252 185V186H251ZM237 187L239 188L238 189V192H236V190H237ZM252 187V188H251ZM244 189V190H243ZM243 190V191H242ZM247 190V191H246ZM245 191V192H244ZM236 194H235V193ZM244 192V193H243ZM240 193V194H239Z\"/></svg>", "mask_w": 264, "mask_h": 264}]
</instances>
